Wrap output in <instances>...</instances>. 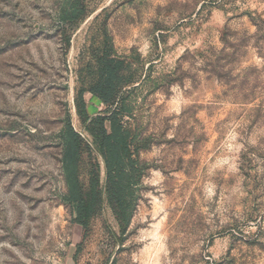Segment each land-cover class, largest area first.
<instances>
[{
	"label": "rangeland",
	"instance_id": "obj_1",
	"mask_svg": "<svg viewBox=\"0 0 264 264\" xmlns=\"http://www.w3.org/2000/svg\"><path fill=\"white\" fill-rule=\"evenodd\" d=\"M80 91L127 131L121 242ZM68 125L102 197L79 264H264V0H0V264H75Z\"/></svg>",
	"mask_w": 264,
	"mask_h": 264
},
{
	"label": "trees",
	"instance_id": "obj_2",
	"mask_svg": "<svg viewBox=\"0 0 264 264\" xmlns=\"http://www.w3.org/2000/svg\"><path fill=\"white\" fill-rule=\"evenodd\" d=\"M113 74L114 72L110 73V76ZM76 101L81 123L93 138L94 144L103 159L106 174V201L119 225V242H121L132 214V188L136 178L135 161L131 156L127 131L123 128L121 121L117 119L115 111H111V109L106 112L109 114L107 117L89 118L82 91L78 92ZM104 101L105 103L109 102ZM106 123L109 124L108 127ZM66 136L70 144L68 155L63 159V173L67 186L68 202L75 208L74 223L82 228L81 239L74 256L75 264H79L78 254L82 251V246L87 239L90 221L101 206L102 197L98 190V166H94L93 176L89 181V189L85 191L78 176V165L81 157L79 135L68 125Z\"/></svg>",
	"mask_w": 264,
	"mask_h": 264
}]
</instances>
